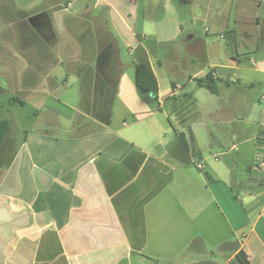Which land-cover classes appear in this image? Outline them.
Here are the masks:
<instances>
[{"label":"crops","instance_id":"1","mask_svg":"<svg viewBox=\"0 0 264 264\" xmlns=\"http://www.w3.org/2000/svg\"><path fill=\"white\" fill-rule=\"evenodd\" d=\"M256 2L231 28L236 0H0V98L32 114L0 144V264H264Z\"/></svg>","mask_w":264,"mask_h":264},{"label":"rangeland","instance_id":"2","mask_svg":"<svg viewBox=\"0 0 264 264\" xmlns=\"http://www.w3.org/2000/svg\"><path fill=\"white\" fill-rule=\"evenodd\" d=\"M262 12L260 15L262 16ZM258 15V5L256 0H236L234 10H233V16L231 21V28H234L236 25V21L240 23V21L243 23L246 19L255 18ZM264 15V14H263ZM233 43V41H232ZM232 45V44H231ZM234 45L231 46V49H233ZM32 117V114L27 109H23L20 105L10 103L9 99L7 97H1L0 98V122L3 120H8L12 123L13 132L11 133V136L15 137L19 140L22 139V126L31 127L32 122L30 118ZM236 124H231V132L235 130ZM236 141L231 138V147ZM234 156L236 155V152L232 151ZM238 158V156H237ZM239 162L242 164V166H249V161L245 159L244 156H241L239 158ZM256 176H259L261 178H264V174L260 173H254Z\"/></svg>","mask_w":264,"mask_h":264},{"label":"trees","instance_id":"3","mask_svg":"<svg viewBox=\"0 0 264 264\" xmlns=\"http://www.w3.org/2000/svg\"><path fill=\"white\" fill-rule=\"evenodd\" d=\"M208 80H210V77L207 79V81ZM137 85L140 88L147 90V91H150L151 93H154V94H156L159 90L158 81L149 75H144V74L139 75L138 79H137ZM208 88L213 90V88L210 85L208 86ZM9 130H10L9 121L4 120V121L0 122V144H2L4 142ZM258 141H259V136L255 135V136H250V137H247V138H244V139L237 141L236 145H238V147H244V146L256 143ZM18 205L20 206V208L17 207ZM9 208L15 212L26 210V206H24L20 202L14 201V200L9 201ZM31 230L32 229H27L22 233L29 234L31 232ZM238 258L243 264H250L247 256L244 253H240L238 255Z\"/></svg>","mask_w":264,"mask_h":264},{"label":"built area","instance_id":"4","mask_svg":"<svg viewBox=\"0 0 264 264\" xmlns=\"http://www.w3.org/2000/svg\"><path fill=\"white\" fill-rule=\"evenodd\" d=\"M178 88H175L174 90H173V92L174 93H177L178 92ZM235 148H236V146H234ZM253 170H255V171H262V170H264V160H262V161H260L258 164H256L254 167H253Z\"/></svg>","mask_w":264,"mask_h":264}]
</instances>
